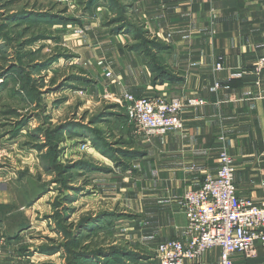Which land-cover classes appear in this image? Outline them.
Masks as SVG:
<instances>
[{
	"label": "crops",
	"instance_id": "obj_1",
	"mask_svg": "<svg viewBox=\"0 0 264 264\" xmlns=\"http://www.w3.org/2000/svg\"><path fill=\"white\" fill-rule=\"evenodd\" d=\"M103 2L63 29L73 63L88 81L87 95L113 99L106 104L120 105L124 114L113 95L204 100L183 108L182 130L169 129L150 140H141L127 123L88 135L93 144L86 157L108 168L98 173L109 175L96 184L95 200L100 198L103 211L111 213L108 230H125L129 238H113L109 245H125L148 260L160 242L184 237L182 197L218 167L220 135L235 161L238 195L259 199L264 191V70L252 71L264 55V0H118L111 1V9L110 0ZM123 25L128 29L121 30ZM137 28L141 36L134 33ZM218 57L222 69L216 71ZM0 140L14 142L8 136ZM0 173V264H16V244L5 242L6 236L14 239L1 221L5 207L17 198L8 186L10 172L0 166ZM241 256H233L235 264L250 261ZM256 256L257 264H264L260 247ZM184 264H219V249Z\"/></svg>",
	"mask_w": 264,
	"mask_h": 264
},
{
	"label": "rangeland",
	"instance_id": "obj_2",
	"mask_svg": "<svg viewBox=\"0 0 264 264\" xmlns=\"http://www.w3.org/2000/svg\"><path fill=\"white\" fill-rule=\"evenodd\" d=\"M102 1L88 9V0H0V138H14L7 145L0 140V166L10 172L8 186L17 198L1 222L14 239L5 242L16 244V264H114L103 261L102 247L129 239L125 230L102 224L109 213L94 194L109 177L97 171L108 168L86 156L93 144L88 135L117 123H127L132 133L135 128L120 105L106 104L113 99L87 95L86 77L63 41L66 24H76L65 21L81 20ZM111 1L118 0H110V9Z\"/></svg>",
	"mask_w": 264,
	"mask_h": 264
},
{
	"label": "built area",
	"instance_id": "obj_3",
	"mask_svg": "<svg viewBox=\"0 0 264 264\" xmlns=\"http://www.w3.org/2000/svg\"><path fill=\"white\" fill-rule=\"evenodd\" d=\"M221 62L222 57H218L216 71L222 69ZM262 70L264 55L257 59L252 71L260 73ZM219 85L217 81L215 86ZM113 96L118 97L125 108L135 135L145 140L169 129L182 130L183 108L204 103L195 96L136 97L131 93ZM224 140L220 135L216 170L206 173L201 185L187 190L182 197L186 218L184 237L160 242L147 264H184L215 247L219 249V264H235L233 256L236 254L251 258L256 255L257 247L264 254V191L259 199L238 195L234 183L235 161Z\"/></svg>",
	"mask_w": 264,
	"mask_h": 264
},
{
	"label": "trees",
	"instance_id": "obj_4",
	"mask_svg": "<svg viewBox=\"0 0 264 264\" xmlns=\"http://www.w3.org/2000/svg\"><path fill=\"white\" fill-rule=\"evenodd\" d=\"M96 0H88L87 5L85 8L90 9L92 7V5L94 4L93 2H95ZM92 10V9H91ZM67 21H74V23L80 22L76 21L75 19H71L69 18V20L67 19L65 22ZM124 27H122L121 30H125L128 29L127 25H123ZM134 33L136 35L141 36L143 34L142 30L137 28ZM83 81L88 82L86 79H83ZM12 136L16 135V133H11ZM109 213V212H108ZM111 215V213L108 214V216H106L105 214L102 215V217H109ZM109 221H105V223L102 224H108ZM101 253H105L104 256L107 257H103V261L107 260V262L109 261L108 258H112L114 264H133V262H137L140 261L141 259H146L148 258L147 255L139 253V252H135L132 250H129L121 245H112L110 244L107 248L102 247ZM133 261V262H128Z\"/></svg>",
	"mask_w": 264,
	"mask_h": 264
},
{
	"label": "bare ground",
	"instance_id": "obj_5",
	"mask_svg": "<svg viewBox=\"0 0 264 264\" xmlns=\"http://www.w3.org/2000/svg\"><path fill=\"white\" fill-rule=\"evenodd\" d=\"M20 209H24L23 207H21Z\"/></svg>",
	"mask_w": 264,
	"mask_h": 264
}]
</instances>
